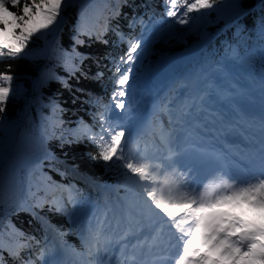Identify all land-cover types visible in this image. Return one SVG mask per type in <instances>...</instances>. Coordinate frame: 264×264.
<instances>
[{"label":"snow or ice","instance_id":"obj_1","mask_svg":"<svg viewBox=\"0 0 264 264\" xmlns=\"http://www.w3.org/2000/svg\"><path fill=\"white\" fill-rule=\"evenodd\" d=\"M216 2L164 0L165 15L175 17L174 24L186 25L190 13H200L191 17L194 25L209 15L201 10L214 9L218 15L233 17L241 10L238 0H225L214 8ZM70 6L72 0H0V57L28 56L29 43L34 37L39 39L61 30L65 20L62 13ZM138 22L144 24L143 19ZM79 35L93 33L78 32L74 40L82 44ZM118 35L121 41L125 40L123 33ZM96 38L100 39V34ZM149 43L150 39L143 35L135 40L128 38V51L116 63L118 76L111 99L112 108L120 113L109 116L107 108L99 112L98 133L83 126V134L98 148L97 155L89 154L90 158L112 162L126 170L122 173L125 186H133L136 203L130 204L121 217L110 218L105 213L95 223L90 222L82 231L85 251L79 255L86 258L85 264H264V148L260 151L259 174L242 179L228 170L230 164L239 165L226 151L215 147L220 136L241 127L251 117L244 102L251 104L257 93L264 134V72L259 75L257 87L255 78L249 84H241L227 63L218 64L197 79L188 96L165 103L164 109L174 113L169 116V128L161 130L158 142L145 143L141 153L134 150L142 143L143 129H134L128 122L139 111L138 101L130 98L126 102L125 98L132 96L130 76L142 64ZM51 51L56 54L60 49L57 46ZM80 56L75 53V57ZM261 56L264 60V52ZM122 64L126 66L122 68ZM77 70L74 63L72 71ZM52 78L58 79L48 71L42 72L35 84L43 86ZM0 81L7 84L0 83V113H3L10 95L15 98L21 90L13 88V76L9 74L0 73ZM213 129L220 136L212 134ZM209 135L211 145L205 140ZM67 191L66 199L53 198L51 203L55 211L72 222L82 201L78 192ZM153 220L169 229L163 243L159 239L160 231L145 234L146 224ZM19 235L24 237L22 232ZM33 241L40 244L35 237H26L9 249V255L20 258ZM117 248L119 255L114 260ZM47 251L45 245L37 260L59 264L45 261ZM148 255L152 257L150 261L145 258ZM37 260L29 258L21 264H37ZM0 264H4L3 258Z\"/></svg>","mask_w":264,"mask_h":264},{"label":"trees","instance_id":"obj_2","mask_svg":"<svg viewBox=\"0 0 264 264\" xmlns=\"http://www.w3.org/2000/svg\"><path fill=\"white\" fill-rule=\"evenodd\" d=\"M221 1L217 0L216 4ZM240 2L243 13L236 22L209 25L203 18L208 33L204 40V28L192 33L184 25L174 24L175 17L165 15L164 0H72V6L62 13L67 20L61 30L39 39L34 37L29 43L31 53L26 57H0V73L13 76V88L21 90L15 98L10 95L5 111L0 113V258L4 264H17L25 258L27 250L21 252L20 258H14L9 255V249L15 248L26 237H35L40 242L50 238L45 223L20 197L13 185L14 178L21 183L29 205L32 208L40 205L33 208L35 212L52 226L66 246L78 250L81 246L70 221L43 204L45 191L38 192L34 188L28 191L30 180L39 188H47L48 183L56 186L60 182L85 186L82 179L70 172L69 166L102 185H113L124 179L122 173L126 170L112 162L90 158L89 154L97 155L98 148L78 134L77 128L90 125L94 132L100 131L98 113L108 110L113 102L111 98L118 76L116 63L128 51V38L141 37L143 25L157 27L161 35L150 56L134 68L130 79L149 73L153 58L177 59L185 51L205 42L198 56L184 67L193 80L218 64L227 63L241 83L249 84L255 78V84H259V75L264 72L261 56L264 52V0ZM107 7L117 8V11L107 18V26L97 39ZM134 19L137 20L135 24ZM140 19H143V25L138 22ZM239 28L242 32L236 36ZM80 31L93 35H79L84 42L78 44L74 37ZM118 33H123L125 40L121 41ZM227 45L234 46L235 51L226 50ZM57 46L60 51L53 54L51 50ZM74 49L80 57H75ZM74 63L78 70L73 72ZM125 66L121 65L122 68ZM45 71L58 79L52 78L43 86H37L35 82ZM0 83L7 86L5 82ZM24 122L25 136L55 155L62 164L43 157L29 141L20 139L16 142ZM44 174L49 175V182L44 179ZM121 192L130 195L127 189L122 188ZM87 193L91 195H87L88 199L98 197L97 192L89 188ZM20 232L24 237L19 235Z\"/></svg>","mask_w":264,"mask_h":264},{"label":"rangeland","instance_id":"obj_3","mask_svg":"<svg viewBox=\"0 0 264 264\" xmlns=\"http://www.w3.org/2000/svg\"><path fill=\"white\" fill-rule=\"evenodd\" d=\"M224 2H225V0H222L221 3L215 4L214 8L216 6L223 4ZM238 3L240 4V8H241L240 0H238ZM207 12L209 13V15L207 17H205V19L207 20L209 25L213 24V23L227 22V21H232V20L238 19L241 17V15L243 13V11L241 9L239 14L237 16L233 17L231 15H218L214 9H209V10H207ZM191 17H193V16H191ZM191 17H189V21H190L189 24H186V25H187V27L191 28V30L195 31L199 26L202 25L203 21L201 19L197 20L196 23L193 25L192 21H191ZM204 35H205V33H203V36ZM144 37L146 39H150L149 48H148V52H147V54H150L151 48L154 46V44L157 42V40L160 37V33L154 29H149L148 31H146V34ZM141 43L143 45V41H141ZM196 51H197V49L188 51L179 60L172 61V62L165 61L164 59L161 60L160 58L155 60V58H153L151 75H154L155 79H152V78L149 79V78L143 77L141 79L136 78V79L131 80L129 83L132 85V96L126 97L125 98L126 102L128 99L134 98L136 101H138V106H139V111H140L143 104H145V102H149L151 96L153 94H155V91L160 89L165 78L169 79V83L171 85L174 80L178 79L179 77H182L183 82L179 85V88H185L187 91H191V88L194 85L191 84V80H190V77H188V75L182 76L181 68H182V65L184 62H186L187 60H191L195 56ZM166 97H167V95L165 94L163 96L162 102H165ZM252 101L253 102L251 104L248 102H244L245 109H247V107H250V108L260 110L258 93H257V96H254L252 98ZM118 113H120V110L114 109V108L108 112L109 116H112V115L118 114ZM257 115H259V117L254 116L255 119L251 118V117L246 118L243 121L242 127H248L250 130H252L253 134L259 133V134L263 135V137H264V134H262L261 127H260V112H258ZM84 131H85V129H84V127H82L79 130V133L83 134ZM126 134H127V132H126ZM87 138H88V136H87ZM261 140L264 141L263 138H261ZM151 141L153 142V141H157V140L153 138V139H149V140L145 141V143L150 144ZM145 143H143V146L140 145L138 149L139 150L141 149L143 151V147H144ZM29 188L30 189L36 188V185L33 181H30ZM119 196H120V198H122L121 195H119ZM125 202H128L129 204H134V203H136V200H135V198H133V200L131 198H126ZM117 204H118L117 206H113L107 212L101 211L100 207L97 205H90L87 209H85V207L82 204H79L77 206V213L73 218L75 220V224H77V226H78V229L76 231L79 232V234H81L82 242H83L82 231L89 224V223L87 224L85 222V219L89 218L91 223H95L96 218L103 217V215L105 213H107L110 218L113 216L121 217L123 215V213L128 209L129 206L127 205V203H124V201L121 202L120 200H119V202H117ZM147 224H154L156 227L161 225V223L159 221H156V220L148 222ZM69 256L72 257V260L74 261L75 264H85V261L81 262L79 260V254L77 252H72L71 255H69ZM53 261L54 260H52V261L50 260L48 262H53ZM59 264H63L61 259L59 260Z\"/></svg>","mask_w":264,"mask_h":264}]
</instances>
